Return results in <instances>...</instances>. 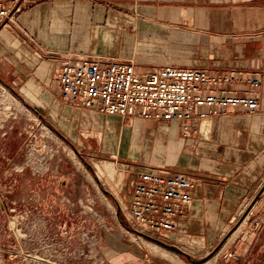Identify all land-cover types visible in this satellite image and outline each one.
<instances>
[{
    "label": "crops",
    "instance_id": "crops-1",
    "mask_svg": "<svg viewBox=\"0 0 264 264\" xmlns=\"http://www.w3.org/2000/svg\"><path fill=\"white\" fill-rule=\"evenodd\" d=\"M21 7L13 26L0 24V82L8 91L42 109L69 142L87 151L108 152L121 163L129 175L119 195L130 193L136 171L165 166L193 177L191 205L179 236L209 248L250 197H256V203L249 225L261 233L264 0H23ZM67 55L132 62L139 71L160 65L203 67L212 75L231 68L240 76L256 71L263 75L257 112L245 115L238 107L194 119L190 125L195 131L187 137L177 119L103 115L60 99L56 77ZM247 89L236 85L231 90L241 94ZM7 121L0 120L5 144L11 131ZM98 166L102 176H112L117 168L107 160ZM5 167L3 173H15L29 164ZM260 186L262 192L255 194ZM252 250L253 244L248 252Z\"/></svg>",
    "mask_w": 264,
    "mask_h": 264
},
{
    "label": "rangeland",
    "instance_id": "rangeland-1",
    "mask_svg": "<svg viewBox=\"0 0 264 264\" xmlns=\"http://www.w3.org/2000/svg\"><path fill=\"white\" fill-rule=\"evenodd\" d=\"M0 104V120L11 125L7 143L0 140V264H47L37 257L54 264H264V226L260 223L258 235L249 225L256 197L246 201L216 244L192 249L187 258L165 246L182 250L175 241L135 232L125 219L119 199L127 193L117 191L129 173L110 153L69 142L42 109L5 86ZM105 160L117 168L100 180L93 163ZM11 163L29 168L3 173Z\"/></svg>",
    "mask_w": 264,
    "mask_h": 264
},
{
    "label": "built area",
    "instance_id": "built-area-1",
    "mask_svg": "<svg viewBox=\"0 0 264 264\" xmlns=\"http://www.w3.org/2000/svg\"><path fill=\"white\" fill-rule=\"evenodd\" d=\"M23 0H0V24L13 26ZM231 68L216 75L206 68L160 65L138 70L121 60L65 56L56 77L63 102L123 118L137 116L157 122L180 120L187 137L195 131L194 119L218 116L243 108L254 115L262 73ZM244 85L241 94L231 89ZM4 90L0 82V93ZM130 193L121 201L122 213L135 232L161 239L178 235L192 200L193 177L173 167L134 172ZM120 204V203H119Z\"/></svg>",
    "mask_w": 264,
    "mask_h": 264
},
{
    "label": "bare ground",
    "instance_id": "bare-ground-1",
    "mask_svg": "<svg viewBox=\"0 0 264 264\" xmlns=\"http://www.w3.org/2000/svg\"><path fill=\"white\" fill-rule=\"evenodd\" d=\"M93 164H94L93 166L95 168V173H96L98 179L102 180V171H101V169L99 168L97 163H93ZM119 201H120V199H119ZM245 219H247V215L244 216L243 221ZM238 229H239V227H238ZM235 233L236 232L234 231L228 239H230L232 236H234ZM178 236L169 235L168 238L165 239V240L169 241V242L175 241L177 246L179 248H181L182 251H185V253L187 252L189 254L192 253V251H191L192 249L193 250H198L199 248H201L200 247L201 246V244H200L201 242H199L198 240L194 239L193 241H190V239L185 237V236H182V235L180 237H178ZM176 237H178V238H176ZM222 249H223V247L218 252H220ZM37 258H39V257H37ZM37 258H35V259H37Z\"/></svg>",
    "mask_w": 264,
    "mask_h": 264
},
{
    "label": "water",
    "instance_id": "water-1",
    "mask_svg": "<svg viewBox=\"0 0 264 264\" xmlns=\"http://www.w3.org/2000/svg\"><path fill=\"white\" fill-rule=\"evenodd\" d=\"M103 193H105V194H109V193H107V191H104L103 190ZM155 241H158V240H156V239H154ZM159 242V241H158ZM159 243H161V242H159ZM165 246H168V247H170V248H172V249H174L177 253H181V254H184L187 258L189 257V255L187 254V253H185L184 251H182V250H179V249H176V248H173V247H171V246H169V245H166L165 244ZM219 247L220 246H216V248H215V250H218L219 249ZM28 256V255H27ZM38 260H40V261H42V262H45V263H47V264H54V263H52V262H49V261H46V260H44V259H42V258H37ZM36 259V260H37Z\"/></svg>",
    "mask_w": 264,
    "mask_h": 264
},
{
    "label": "flooded vegetation",
    "instance_id": "flooded-vegetation-1",
    "mask_svg": "<svg viewBox=\"0 0 264 264\" xmlns=\"http://www.w3.org/2000/svg\"><path fill=\"white\" fill-rule=\"evenodd\" d=\"M262 247H263V249H264V241L262 242Z\"/></svg>",
    "mask_w": 264,
    "mask_h": 264
}]
</instances>
